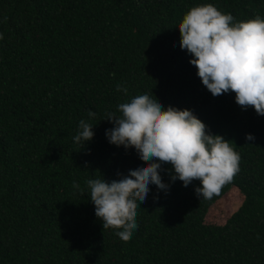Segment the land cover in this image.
Segmentation results:
<instances>
[{
    "label": "trees",
    "instance_id": "1",
    "mask_svg": "<svg viewBox=\"0 0 264 264\" xmlns=\"http://www.w3.org/2000/svg\"><path fill=\"white\" fill-rule=\"evenodd\" d=\"M200 3L237 21L264 17V0H0V264H264V115L233 91L213 96L181 49L178 24ZM140 91L192 110L241 159L211 199L163 163L169 189L149 185L121 239L95 215L86 181L148 162L105 135L107 113ZM89 109L94 137L81 145L73 136ZM233 188L239 209L207 222Z\"/></svg>",
    "mask_w": 264,
    "mask_h": 264
},
{
    "label": "clouds",
    "instance_id": "2",
    "mask_svg": "<svg viewBox=\"0 0 264 264\" xmlns=\"http://www.w3.org/2000/svg\"><path fill=\"white\" fill-rule=\"evenodd\" d=\"M178 30L181 49L191 54L189 62L213 96L233 91L238 105L244 109L252 106L258 115H264V17L237 21L213 3H200L184 13ZM3 38L0 32V40ZM116 88L127 93L123 84ZM116 109L105 118L113 124L105 130L107 140L133 146L148 162L127 168L118 178H89L86 184L95 215L104 228L117 226L121 239H128L138 227L137 208L150 192L149 185L165 192L169 189L160 174L163 163L171 164L173 182L178 179L186 187L199 180L195 192L207 199L239 171L241 157L236 145L207 131L192 110L163 107L150 91L131 95ZM96 115L89 109V119L79 121L75 142L83 145L94 137L90 120ZM254 139L251 133L246 134V140ZM73 188L84 191L75 179Z\"/></svg>",
    "mask_w": 264,
    "mask_h": 264
},
{
    "label": "rangeland",
    "instance_id": "3",
    "mask_svg": "<svg viewBox=\"0 0 264 264\" xmlns=\"http://www.w3.org/2000/svg\"><path fill=\"white\" fill-rule=\"evenodd\" d=\"M242 202L243 195L238 189L233 188L211 209L207 222L224 223L227 217L239 209Z\"/></svg>",
    "mask_w": 264,
    "mask_h": 264
}]
</instances>
